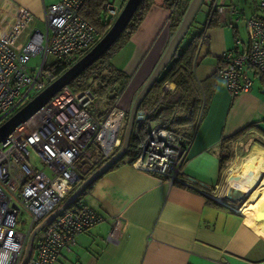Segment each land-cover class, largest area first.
Returning a JSON list of instances; mask_svg holds the SVG:
<instances>
[{"label": "crops", "instance_id": "0c3cea01", "mask_svg": "<svg viewBox=\"0 0 264 264\" xmlns=\"http://www.w3.org/2000/svg\"><path fill=\"white\" fill-rule=\"evenodd\" d=\"M57 1L0 0V25L24 10L38 25L45 5ZM214 1L222 6V12H216L217 22L203 32L193 64L194 78L207 99L205 108L194 124L180 127L181 133L192 137L182 180L169 185L163 177L135 169L128 162L106 171L80 198L100 221L79 234L54 264H264V221L260 225V220L251 221L238 209L240 202L225 198L227 170L254 144L264 149V79L251 72L250 90L232 96L216 75L223 53L239 34L238 23L245 25L244 19L264 13L257 0H209L206 16ZM168 15L162 0H155L140 27L117 53L123 58L120 64H113L131 80L115 108L129 110L166 48L173 34L166 27ZM163 86L160 96L149 99L142 111L159 103L157 109L174 105L173 115H179L174 104L176 85L169 83L166 94ZM159 123H168L163 114L148 124L147 131ZM243 129L236 139L229 140ZM227 150L231 155L221 170L220 159L227 156ZM221 178L225 187L217 193ZM259 184L257 181L254 188ZM205 192L219 196L224 203ZM116 218L121 231L109 239Z\"/></svg>", "mask_w": 264, "mask_h": 264}, {"label": "built area", "instance_id": "2783aa9c", "mask_svg": "<svg viewBox=\"0 0 264 264\" xmlns=\"http://www.w3.org/2000/svg\"><path fill=\"white\" fill-rule=\"evenodd\" d=\"M86 1L59 0L45 5L44 29L25 10L0 25V123L57 77L49 69L51 63H73L98 41L99 31L81 14ZM257 6L264 13V0H257ZM102 9L113 18L120 11L110 0ZM216 12L221 13L222 6L214 1L209 19ZM244 23L249 30L247 43L235 39L216 69L232 96L250 90L251 72L264 79V16L246 18ZM163 89L167 92L169 83ZM92 100L90 91H74L67 85L0 142V264H19L28 235L66 200L81 180L80 170L103 163L119 148L126 112L113 108L105 118L96 120L88 111ZM158 107L159 103L142 111L137 119L134 133L139 154L131 166L157 174L171 185L182 180L187 138L168 123L156 124L141 136L140 125ZM185 183L193 186L190 181ZM25 212L21 229L20 216ZM100 219L91 208L74 200L42 228L26 264H54L79 234ZM120 231L121 222L116 218L109 239Z\"/></svg>", "mask_w": 264, "mask_h": 264}, {"label": "trees", "instance_id": "16d2710c", "mask_svg": "<svg viewBox=\"0 0 264 264\" xmlns=\"http://www.w3.org/2000/svg\"><path fill=\"white\" fill-rule=\"evenodd\" d=\"M109 0H87L81 8L82 16L87 19L91 24H93L100 34H104L107 29L112 24L114 18L108 16L102 9L104 2ZM126 0H121L119 9L122 8ZM190 0H162L164 8L168 11V18L166 27L171 31H175L178 27L180 20L186 10ZM204 2V0H203ZM202 2V3H203ZM155 0H142L134 12L132 18L128 22L127 26L116 40V42L96 61L90 64L86 69H84L75 79L69 83V87L74 91H84L88 90L93 95V100H104L106 105L107 113L116 107L118 98L121 96L122 92L130 82L131 78L128 74L117 68L112 63V58L115 56L123 46L129 41L131 36L137 31L143 22L147 12L154 5ZM211 6V3L210 5ZM193 22V21H192ZM216 13L211 15L209 19V11L207 14L206 23H204L203 29L200 33L192 35L184 46L179 44L173 57L162 70L157 80L152 85L151 89L148 91L144 99L142 100L139 110L142 111L144 106L149 99L160 96L161 88L164 83H174L176 85L175 91H177V98L175 100V105L177 107L176 113L179 115L175 116L174 105L162 106L161 109L155 110L147 119L140 125L141 136L144 137L147 134L148 124L154 119L158 118L161 114L165 116L170 127L175 130L181 131L180 127L194 124L204 111L205 108V94L199 88L198 84L193 75V64L195 55L199 46V41L203 35L205 29L216 23ZM191 26V25H190ZM190 29V27H189ZM186 32V35L189 31ZM72 61H56L50 64L49 69L53 71L54 76L60 75L65 71ZM262 78V77H260ZM166 94V93H165ZM162 100L164 98V95ZM144 111H148L145 108ZM128 116V111L126 112L124 124L121 133V140L123 137V132ZM137 120L134 121L128 148L124 155L113 164L107 171L115 169L120 164L131 163L139 154L138 141L134 133V128L136 126ZM195 126V125H194ZM243 129L238 133L229 137V140H234L236 137L244 132ZM187 138V145L190 144L191 134L183 133ZM227 156L220 159V169L225 168V162L230 158V151L227 150ZM102 163H99L93 167H83L80 170L81 181L88 177L96 168H98ZM79 182V183H80ZM78 183V184H79ZM94 183V182H93ZM89 184L75 199L80 200L81 196L85 193L87 189L93 184ZM74 187V189L78 186ZM73 189V190H74ZM36 240V236H35ZM35 240L33 241L31 247V253L35 247ZM30 253V254H31Z\"/></svg>", "mask_w": 264, "mask_h": 264}, {"label": "water", "instance_id": "95a60500", "mask_svg": "<svg viewBox=\"0 0 264 264\" xmlns=\"http://www.w3.org/2000/svg\"><path fill=\"white\" fill-rule=\"evenodd\" d=\"M141 1L142 0H126L117 16L114 18L110 27L98 39V41L89 51H87L79 59L73 62L65 71L58 75L42 91L37 93L12 115L2 121L0 123V142L3 141L9 134L14 132L17 128H19L29 117H31V115H33L37 110L44 106L63 87L69 85V83L73 79H75L84 69H86L90 64H92L101 55H103L119 38ZM202 1L203 0L189 1L186 10L180 20V23L170 37L166 48L154 65L145 83L135 95L128 110V116L119 148L109 159L104 161L88 177L81 181L66 198V200L61 205H59V207H57L53 212L47 215L35 228L32 229V231L28 235L23 255L19 264H26V261L31 253V247L35 235L40 232L48 222L59 215L60 212L67 209L89 184L93 183L97 178L103 175L124 155L128 148L134 121L137 120L141 115V111H139L138 108L142 100L151 89L152 85L157 80L162 70L166 67V65L173 57L176 49L178 48L187 30L189 29L191 22L193 21V18ZM246 195L247 194H244L238 188L228 187L226 190L225 198L231 203H242L245 200ZM255 220H264V210L257 212Z\"/></svg>", "mask_w": 264, "mask_h": 264}, {"label": "bare ground", "instance_id": "6f19581e", "mask_svg": "<svg viewBox=\"0 0 264 264\" xmlns=\"http://www.w3.org/2000/svg\"><path fill=\"white\" fill-rule=\"evenodd\" d=\"M226 181L231 187L248 194V199L246 198L239 210L255 222L257 212L264 210V149L257 144L250 147L245 155L227 170ZM257 181L260 184L254 188ZM217 199L220 197L217 196ZM263 221L260 220L258 224Z\"/></svg>", "mask_w": 264, "mask_h": 264}, {"label": "rangeland", "instance_id": "374dc122", "mask_svg": "<svg viewBox=\"0 0 264 264\" xmlns=\"http://www.w3.org/2000/svg\"><path fill=\"white\" fill-rule=\"evenodd\" d=\"M110 1L114 5H116L117 7H119L120 2H121V0H110ZM208 1L209 0H205V2H203L201 4V6L199 7V9H198V11H197V13L195 15V18H194V20H193V22L191 24V27H190L187 35H185V37H184V39H183V41L181 43V46H184L186 44L189 36L193 33V31L198 30V29L200 30L202 28L203 24L206 23L207 16H206V13H205V7H206L205 5H206V3ZM38 26H39V28L44 29L43 23L39 22L38 23ZM238 30H239V34L238 35L236 34L235 39H239L244 44L247 43V41L249 39V30H248V28L243 23L240 22V23H238ZM102 35L103 34H100V37ZM241 47H242V45H240V48ZM122 58H123L122 56H119L118 54H116L112 58V63H114V64H120V61H121ZM36 61H37V59L36 60L35 59L32 60V62H36ZM88 111L90 112V114L96 120H102L107 115V111L105 110V102H104V100H97V101L92 100L91 104L88 107ZM32 155H33L34 158L37 157L36 154H33L32 153ZM225 181H226V179H225ZM228 186L231 187V185H229V184H228ZM224 187H225L224 180H223V178H221V180L219 182L218 189H217V193L223 191ZM248 197L249 196L247 194L246 197H245V200L242 202L243 204L246 202V200L248 199ZM242 203L240 204V206L238 207V209H240V207L243 205ZM26 216H27L26 212L23 213L20 216V224L18 225V227L21 228V229H24V227L22 226V224H23V219H25ZM39 233L40 232H38L35 236H38ZM34 240H35V237H34Z\"/></svg>", "mask_w": 264, "mask_h": 264}]
</instances>
